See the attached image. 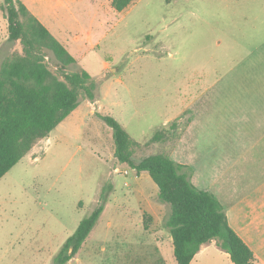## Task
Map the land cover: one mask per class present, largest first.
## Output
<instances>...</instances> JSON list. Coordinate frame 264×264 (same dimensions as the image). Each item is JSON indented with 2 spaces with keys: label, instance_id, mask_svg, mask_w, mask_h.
<instances>
[{
  "label": "rangeland",
  "instance_id": "1",
  "mask_svg": "<svg viewBox=\"0 0 264 264\" xmlns=\"http://www.w3.org/2000/svg\"><path fill=\"white\" fill-rule=\"evenodd\" d=\"M22 1L75 57L69 70L90 73L97 97H80L0 179V264H58L99 202L65 264H178L168 205L148 172L118 161L103 115L140 142L135 162L170 155L226 212L243 190L264 188V0H137L122 12L112 0ZM16 53L23 45L0 9V67ZM191 264L234 263L214 240Z\"/></svg>",
  "mask_w": 264,
  "mask_h": 264
},
{
  "label": "trees",
  "instance_id": "2",
  "mask_svg": "<svg viewBox=\"0 0 264 264\" xmlns=\"http://www.w3.org/2000/svg\"><path fill=\"white\" fill-rule=\"evenodd\" d=\"M136 1L112 0V6L122 12ZM0 9L8 22L9 39L23 45V53L7 57L0 67L1 179L77 109L80 97L94 101L97 95L90 73L69 70L75 57L22 0H3ZM52 59L57 72L50 66ZM102 117L113 130L118 161L137 172H148L158 186L160 200L168 205L165 224L178 264H191L202 247L214 240L234 264H250L253 249L231 226L217 196L192 182L186 164L166 153L135 162L133 155L140 142L113 116ZM176 124H172L174 129ZM166 133L165 128L157 131L152 141L164 139ZM103 210L104 203L99 202L80 222L65 242L58 264L67 263L79 252Z\"/></svg>",
  "mask_w": 264,
  "mask_h": 264
},
{
  "label": "crops",
  "instance_id": "3",
  "mask_svg": "<svg viewBox=\"0 0 264 264\" xmlns=\"http://www.w3.org/2000/svg\"><path fill=\"white\" fill-rule=\"evenodd\" d=\"M240 194L238 203L226 212L228 220L253 249L254 259L258 258L259 264H262L264 261V188L255 187L251 188L248 193L243 190Z\"/></svg>",
  "mask_w": 264,
  "mask_h": 264
}]
</instances>
